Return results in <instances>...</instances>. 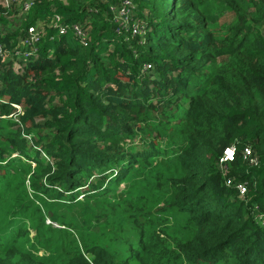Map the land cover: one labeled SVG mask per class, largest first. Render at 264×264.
Wrapping results in <instances>:
<instances>
[{"label":"trees","instance_id":"1","mask_svg":"<svg viewBox=\"0 0 264 264\" xmlns=\"http://www.w3.org/2000/svg\"><path fill=\"white\" fill-rule=\"evenodd\" d=\"M25 2L0 42L48 35L0 59V264H264V0Z\"/></svg>","mask_w":264,"mask_h":264},{"label":"built area","instance_id":"2","mask_svg":"<svg viewBox=\"0 0 264 264\" xmlns=\"http://www.w3.org/2000/svg\"><path fill=\"white\" fill-rule=\"evenodd\" d=\"M17 0H0V6L9 8L11 7L12 3ZM44 0H27V2L24 3L23 10L25 12H29L31 8L37 4L41 3ZM64 3H67L66 0H62ZM55 19L57 20V23H55L54 27H62L61 25V17L56 16ZM44 24V23H42ZM76 30H78V27H76ZM65 31V28H61V32ZM80 33V31L78 30ZM47 30L43 31L39 29V27L31 26L28 28L25 35L22 37V40L18 47L14 48L13 50H9L6 48V45L2 44L0 42V59L7 60L8 58L13 61V67L15 71H22V66L19 62V59L21 58H30L34 56L37 53V50L40 46V43L44 38L47 36ZM236 149L235 147H228L224 151V155L222 156V162L232 161L235 157ZM251 150L247 148L245 150V157L250 156ZM231 180H227V184H230ZM237 188L240 192V194H245L247 190V184L246 182L238 183Z\"/></svg>","mask_w":264,"mask_h":264},{"label":"clouds","instance_id":"3","mask_svg":"<svg viewBox=\"0 0 264 264\" xmlns=\"http://www.w3.org/2000/svg\"><path fill=\"white\" fill-rule=\"evenodd\" d=\"M142 24L144 26V31H146L147 29H150L149 23L146 20L143 19ZM134 33L135 34H141V30L137 29V28H134ZM150 68H151V66L146 64L145 67H144V70L147 71ZM16 108H17L18 111H21V109H22V107L18 106V105H16Z\"/></svg>","mask_w":264,"mask_h":264},{"label":"rangeland","instance_id":"4","mask_svg":"<svg viewBox=\"0 0 264 264\" xmlns=\"http://www.w3.org/2000/svg\"><path fill=\"white\" fill-rule=\"evenodd\" d=\"M17 119H18V117H17ZM15 155H18V153L15 152Z\"/></svg>","mask_w":264,"mask_h":264}]
</instances>
